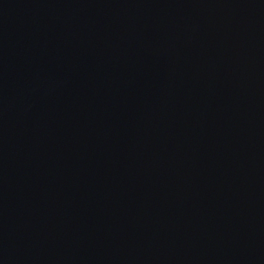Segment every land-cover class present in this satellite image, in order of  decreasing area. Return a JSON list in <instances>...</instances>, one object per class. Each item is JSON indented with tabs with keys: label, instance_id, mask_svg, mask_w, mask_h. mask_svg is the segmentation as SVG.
I'll return each instance as SVG.
<instances>
[{
	"label": "water",
	"instance_id": "obj_1",
	"mask_svg": "<svg viewBox=\"0 0 264 264\" xmlns=\"http://www.w3.org/2000/svg\"><path fill=\"white\" fill-rule=\"evenodd\" d=\"M0 264H264V0H0Z\"/></svg>",
	"mask_w": 264,
	"mask_h": 264
}]
</instances>
